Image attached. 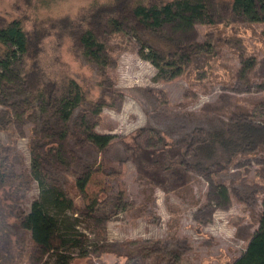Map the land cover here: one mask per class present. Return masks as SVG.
Returning <instances> with one entry per match:
<instances>
[{"label":"rangeland","instance_id":"obj_1","mask_svg":"<svg viewBox=\"0 0 264 264\" xmlns=\"http://www.w3.org/2000/svg\"><path fill=\"white\" fill-rule=\"evenodd\" d=\"M89 1L0 0V17H19L28 27L34 19L74 13ZM236 7L240 21L225 26L173 7L149 15L158 34L195 44L197 51L208 54L204 70L192 69L188 53L152 63L128 28L109 36L107 53L90 56L97 70L65 42L57 77L65 84L71 78L74 84L97 83L110 94L109 105L89 107L73 84V123L60 121L61 129L52 131L49 116L41 121L46 141L37 148L41 162L33 161L31 148L39 141L32 130L38 116L27 108L19 83L0 85V163L2 169L8 166L5 178L14 189L16 207L25 211L37 199L57 221L62 236H86L84 251L70 249L69 264H264V0H236ZM219 29L225 39L216 43ZM139 89H152L165 104L150 107ZM205 104L220 110L210 118L192 114ZM241 105L250 110L242 113ZM208 119L223 144L200 148L192 160L196 163H184L188 187L174 192L149 184L135 163L134 149L125 147L130 135L135 132L138 141L157 148L162 138L152 127L179 132ZM224 122L232 124L227 133L222 131ZM62 131L67 137L73 134L76 145L88 149L89 143L96 151L85 200L62 187L63 176L68 182L74 177L66 136H58ZM51 134L58 138L50 142ZM55 141L64 142L66 149L60 159L50 156ZM231 150L236 154L229 158ZM224 154L228 158L223 160ZM207 155L223 161L222 169ZM102 193L114 199L110 216L98 220L76 209ZM0 264L59 263L33 249L27 234L5 233Z\"/></svg>","mask_w":264,"mask_h":264},{"label":"trees","instance_id":"obj_2","mask_svg":"<svg viewBox=\"0 0 264 264\" xmlns=\"http://www.w3.org/2000/svg\"><path fill=\"white\" fill-rule=\"evenodd\" d=\"M171 7L199 14L210 25L225 26L240 21L236 0H91L81 5L74 13H65L43 20L34 19L28 27L19 17L12 19L0 17V85L8 87L12 82L19 83L28 104L27 108L32 109L31 111L38 116L32 128L38 133L37 139H39L36 141V147L34 145L31 147L34 162H41L43 158L37 148L46 144V141L42 140L44 134L41 136L43 130L41 121L44 116L50 117L52 131L56 128L61 129L60 121L69 120L71 124L73 123L75 114L71 100L75 87L80 88L89 107L98 108L109 105L107 97L110 94L97 83L91 81L85 86L76 82L75 85L71 78L65 84L57 77L56 64L60 60L61 48L65 42L78 59L82 61L87 59L88 61L85 62L90 69L97 70L98 65L96 62H91L90 56L94 57L100 51L107 53L105 45L109 36L128 28L136 34L147 49V57L152 63L158 64L161 60L188 53L191 54L194 62L192 69L204 70L209 63L208 54L197 51L195 44H181L152 29L149 15L153 14V10ZM218 33L220 35L217 34L216 43L225 39L222 36V29H219ZM100 61L105 63L103 56ZM139 91L150 107L154 108L158 103L165 104L164 101H159L152 89H139ZM241 106L240 110L244 114L250 110V106ZM218 110L220 108L212 104H205L191 113L210 118ZM233 112L235 111L231 113ZM208 121L209 119L200 121L189 129L179 132L151 126L162 138L160 146L147 147L144 141L136 139L134 132L130 135L129 142L125 143V147L134 149L135 163L149 184L169 187V190L174 192L181 191L188 187L190 176L184 169V163H196L192 160L196 161L197 153L195 152L200 148L201 150L212 149L223 144L222 138L210 127ZM231 126L232 124L224 122L222 131L227 133ZM244 130L240 129V131ZM52 135H50V142L58 138ZM58 136L61 138L66 136L65 131ZM72 137L73 134L71 137L66 136L64 142L68 143L67 153L69 151L73 161L74 177L68 182L63 176L66 182H63L62 187L65 191L67 187L69 191L77 192L85 200V186L96 164L97 159L94 154L96 151L89 143L85 144L86 146L83 145L88 149L81 147L82 145H76L75 141H71ZM64 142L59 144V141H55L53 145H50L51 159H60L66 154ZM227 154L231 158L236 151L231 150ZM227 154L223 155V160L228 158ZM206 157L212 165L222 169L223 161L216 158L211 160L212 157L208 155ZM5 168L8 169V166L2 169L0 163V238L5 233L11 237L27 234L33 249L41 255L54 256L59 264H69L73 259L70 249L77 248L84 251L86 236L84 234L69 238L62 236L57 221L37 199L31 201L25 211L17 208L13 199L14 189L5 178ZM58 185L61 186V183ZM113 205L114 199L102 193L93 200L77 206L76 209L100 220L110 216V208H114ZM261 213L264 216V206ZM262 247L264 249V233Z\"/></svg>","mask_w":264,"mask_h":264}]
</instances>
